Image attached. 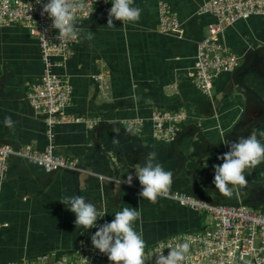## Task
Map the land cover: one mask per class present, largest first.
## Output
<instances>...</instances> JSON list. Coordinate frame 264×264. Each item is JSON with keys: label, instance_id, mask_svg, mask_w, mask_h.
Returning <instances> with one entry per match:
<instances>
[{"label": "crops", "instance_id": "obj_1", "mask_svg": "<svg viewBox=\"0 0 264 264\" xmlns=\"http://www.w3.org/2000/svg\"><path fill=\"white\" fill-rule=\"evenodd\" d=\"M159 1L177 14L183 28L181 38L159 31ZM205 1L134 0L142 9L139 21L122 24L114 20L115 28L106 25L110 1L98 7L94 16L78 19V26L84 33L91 31L93 39L86 40L82 34L74 44V54L55 71L72 88L67 112L101 121L91 129L83 123H60L52 128L53 151L74 159L82 172H46L18 156L8 158L0 195V222L7 224L0 228V264L39 255L72 254L82 228L75 227V214L59 202L63 196L80 195L98 208L103 206L107 222L123 207L137 208L141 218L133 227L142 233L147 247L174 234L202 230L208 223L204 213L162 197L151 203L139 197L140 190L108 180L135 175L136 165L152 151L164 169L172 172L171 190L214 203L264 202V186L230 185L233 195L227 197L211 184L212 166L222 163L216 157L228 151L222 144L221 129L224 138L235 140L239 129L264 114V107L251 96L231 94L218 108L214 106L231 73H221L214 80L211 97L192 82L189 73L196 44L214 21L212 15L197 14ZM223 39L241 64L247 50L264 44V16L238 20L225 29ZM41 71L37 39L23 26H0V144L13 148L30 145L37 150L46 146L44 115L26 100L27 90L37 83ZM98 75L104 77L107 88ZM240 77L264 99V51L252 58ZM180 108L187 117L177 135L170 141L153 138L151 114ZM6 116L15 122L14 130L4 125ZM128 118L144 121L136 131L119 124ZM198 126L209 144L198 137ZM253 131L264 143V136L259 135L264 132V121L242 136ZM245 176L248 181H263L264 162L248 168ZM250 208L264 211V204Z\"/></svg>", "mask_w": 264, "mask_h": 264}, {"label": "built area", "instance_id": "obj_2", "mask_svg": "<svg viewBox=\"0 0 264 264\" xmlns=\"http://www.w3.org/2000/svg\"><path fill=\"white\" fill-rule=\"evenodd\" d=\"M107 3L105 0H91L90 6L78 12V19L97 14V8ZM157 8L159 31L181 38L183 28L177 14L163 1L158 2ZM41 11L42 5L35 0H0V26H23L38 41L42 71L37 83L27 90L26 100L34 110L44 115L48 141L42 150L30 145L13 148L0 144V195L1 184L8 169V158L12 155L38 165L46 172H82L74 159L53 151L52 128L60 123H83L91 129L101 121L99 117L74 116L67 112V107L71 104L72 88L67 79L55 69L65 66L66 60L74 54L76 41L66 42L58 38L57 30L51 27L52 21L47 14L41 16ZM197 14L212 15L214 21L207 25L206 35L196 44L194 64L189 76L202 94L211 97L214 80L221 73L233 72L240 64V57L223 39L225 29L238 20L254 15L264 16V0H207L198 8ZM97 79L102 82V87L107 88L104 77L98 75ZM186 117L182 108L154 111L149 117L153 138L161 141L172 140ZM143 121L142 118H128L120 120L119 124L137 131ZM108 180L119 184L117 178L110 177ZM122 186L141 190L139 182L134 179L131 186ZM160 197L204 213L208 217V223L200 231L174 234L146 247L145 264H153V254L160 251L161 245H164V254L167 255L169 244L175 245L185 240L189 242L190 248L183 264H264V211L242 205L213 203L171 189ZM105 222L107 221L103 216L96 223L102 225ZM3 226L7 224L0 222V228ZM96 230L82 228L79 240L70 255H39L3 264H110L106 255L91 245L90 237Z\"/></svg>", "mask_w": 264, "mask_h": 264}, {"label": "clouds", "instance_id": "obj_3", "mask_svg": "<svg viewBox=\"0 0 264 264\" xmlns=\"http://www.w3.org/2000/svg\"><path fill=\"white\" fill-rule=\"evenodd\" d=\"M42 5L41 16L47 14L52 21L51 27L57 30L58 38L68 41H78L82 34L86 40L93 39V33L78 26V12L90 6L91 0H35ZM109 0H105V3ZM111 7L107 13V27L115 28L113 21L122 24L135 23L139 21L142 9L135 6L134 0H110ZM31 9V8H30ZM47 31V29L45 30ZM138 99V97L134 98ZM4 125L14 130L15 122L10 116H6ZM220 135L222 144L228 151L218 155L217 160L222 163L214 164L213 178L211 184L221 194L231 197L232 186H244L247 184L245 172L264 162V143L258 139L253 131L247 137L239 136L233 141L224 138L223 130ZM264 136V132L259 134ZM118 143L117 140L113 141ZM138 180L141 190L138 195L151 203H155L158 197L169 191L172 184V172L164 169L157 160L155 151L149 152L143 157V163L135 167V175L129 174L118 178L117 182L122 185L131 186L133 179ZM59 202L67 210L75 214L74 224L76 228L97 230L91 235V245L100 253L106 255L110 264H145L146 242L142 233L134 227V223L141 218V211L133 207H123L114 213L110 222L97 225V220L107 214L103 206L86 202L80 195L63 196ZM83 243V242H82ZM190 244L187 240L169 244L167 255L164 254V245L160 251L153 254V264H183L189 253Z\"/></svg>", "mask_w": 264, "mask_h": 264}, {"label": "water", "instance_id": "obj_4", "mask_svg": "<svg viewBox=\"0 0 264 264\" xmlns=\"http://www.w3.org/2000/svg\"><path fill=\"white\" fill-rule=\"evenodd\" d=\"M262 51H264V44L260 45V46H257L254 49H249V50H247L244 53V55L242 56L241 64L233 72H231L228 84L216 96V98H215L216 102L214 103V106L216 108H218L219 102L227 94H231L232 96H236V97H238L239 95L242 96V97L243 96L244 97L251 96L252 98L255 99V101L258 103V105H261L262 107H264V99L253 88H251L246 83H244L243 80L240 77L243 74V71L246 68H248L252 58L254 56H256L257 54L261 53ZM235 92H237L236 95L233 94ZM263 121H264V114H262V116L258 117L250 126H248L246 128L239 129L237 131L236 135L238 137L242 136V134L244 132L250 130L251 128H253L254 126H256L257 124H259V123H261ZM197 134H198V137L203 142H205L206 144H209V142L206 140V137L202 133L201 128L199 126L197 127ZM189 148L192 150L193 149V145L189 144ZM199 160H198V162H199ZM198 162H197V164H198ZM246 185H249V186H264V180L263 181H248L247 180V184ZM192 192L193 191L191 190V194H192ZM263 204H264V202H259V203H253V202L241 203V202H238V203H234L232 205H235V206L242 205V206H248V207H259V206H262Z\"/></svg>", "mask_w": 264, "mask_h": 264}, {"label": "trees", "instance_id": "obj_5", "mask_svg": "<svg viewBox=\"0 0 264 264\" xmlns=\"http://www.w3.org/2000/svg\"><path fill=\"white\" fill-rule=\"evenodd\" d=\"M94 15H95V14H94ZM94 15H91V16H94ZM91 16H90V17H91Z\"/></svg>", "mask_w": 264, "mask_h": 264}, {"label": "rangeland", "instance_id": "obj_6", "mask_svg": "<svg viewBox=\"0 0 264 264\" xmlns=\"http://www.w3.org/2000/svg\"><path fill=\"white\" fill-rule=\"evenodd\" d=\"M261 210V209H260ZM36 258H34V260H35Z\"/></svg>", "mask_w": 264, "mask_h": 264}]
</instances>
